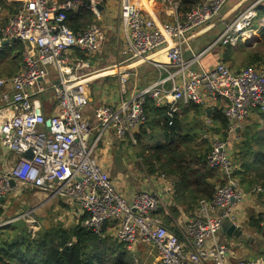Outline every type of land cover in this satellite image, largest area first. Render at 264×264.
<instances>
[{
    "label": "built area",
    "instance_id": "1",
    "mask_svg": "<svg viewBox=\"0 0 264 264\" xmlns=\"http://www.w3.org/2000/svg\"><path fill=\"white\" fill-rule=\"evenodd\" d=\"M230 1L203 0L183 12L173 0L168 19L157 23L133 0H119L117 61L95 67L104 26L96 21L74 31L67 21L83 10L99 20L98 7L106 0H14L17 5L1 32L0 45L20 44L22 63L17 73L0 78V209L12 197L42 191L64 200L78 219L85 217L83 227L99 235L106 228L114 231L117 242L131 252L140 244L153 246L161 264H229L231 248L219 235L226 223L237 225L247 192L236 176L239 165L230 156L228 138L241 139L253 111L264 114V65L234 70L221 61L210 70H195L202 54L188 59L185 50L189 38L216 23ZM260 8L264 0H255L225 26L214 44L247 42L243 36L260 17ZM73 50L83 58L73 57ZM161 53L166 63L154 60ZM144 65L160 75L139 89L131 78ZM102 76L117 79L119 100L91 113L90 87ZM220 100L226 102L227 139H214L207 163L225 185L211 201L200 203L177 235L155 215L160 209L169 214L173 181L165 174L146 175V185L127 199L100 164V151L112 141L137 145L148 123L149 101L173 118L181 115L182 106L199 104L213 110ZM44 102L50 106L47 110ZM205 124L213 127L209 117ZM250 192L264 196L261 186ZM25 216L31 225L38 224L32 215ZM259 220L264 233V205Z\"/></svg>",
    "mask_w": 264,
    "mask_h": 264
},
{
    "label": "trees",
    "instance_id": "2",
    "mask_svg": "<svg viewBox=\"0 0 264 264\" xmlns=\"http://www.w3.org/2000/svg\"><path fill=\"white\" fill-rule=\"evenodd\" d=\"M178 1L181 10L187 12L203 0ZM92 17L91 11L83 10L78 14L69 15L68 25L72 30L78 31L89 26ZM82 21L81 26H84L80 27ZM260 45L264 47V38ZM260 60L262 58L258 54L250 59L252 63ZM189 107L194 108L197 113L193 125H188L189 113L182 118L179 115L170 118L166 116V111L155 108L153 102L149 101L146 108L148 123L138 136L137 143L142 150L139 153L148 174H165L174 183L169 214L164 209H160L155 215L161 219L164 226L177 235H180V231L178 232L174 224L178 221L181 210L194 216L199 208V202L205 199L211 201L217 188L225 185L219 172L208 167L207 159L212 147L204 153H199L200 151H194V146L191 144L211 132V128L207 127L205 122L204 125L197 123L200 114L208 117V112L203 110L201 113L202 110L195 104ZM258 114L264 118V114L259 111ZM209 118L213 122L216 120L213 113ZM220 122L222 128L227 129L226 119ZM255 128H260V126ZM246 130H250L249 133H251L253 127L244 129V134ZM194 137L196 138L193 139ZM246 137L247 142L239 147L238 156L241 155V157L238 159L234 157V161L239 165L236 176L242 187L245 191H251L256 186L264 188V135L260 131L253 138L248 135ZM183 147L185 157L182 162L179 160L173 163L174 168L172 169L168 168L165 163L161 164L163 157H167L169 162L170 160L174 162L177 155L181 158L177 150ZM158 164H161V167H158ZM4 211L5 209H0V217ZM83 219L85 217L81 218ZM81 220L77 225L68 229L55 227L40 231L35 237L28 231L27 226L25 227V223L5 225L0 228L4 229L0 230V264H136L132 253L124 244L115 242L107 233V228L103 234L99 235L83 227ZM259 222L260 220L257 229L261 232ZM113 235L115 236L114 231Z\"/></svg>",
    "mask_w": 264,
    "mask_h": 264
},
{
    "label": "crops",
    "instance_id": "3",
    "mask_svg": "<svg viewBox=\"0 0 264 264\" xmlns=\"http://www.w3.org/2000/svg\"><path fill=\"white\" fill-rule=\"evenodd\" d=\"M13 1L14 0H0V36L8 17L14 12L15 5H17V3H14ZM133 1L135 3L137 2V4L140 5V7L142 8L143 12L149 14L152 18L155 19L157 23H163L168 19L166 13L167 10L169 9L170 2L173 0H133ZM254 1L255 0H231L224 8L221 18L216 23L212 24V26L204 29L198 34H194L189 38L188 46L186 47L185 50V57L190 59L194 54H202L201 58L199 59V63L194 66L195 70H201V69L210 70L221 61L225 62L228 66H230L234 70H240L232 66V63H229L228 58L232 53L231 50H233L234 52H239L241 49L249 48L253 41H248L247 43H243L242 41H239L236 45H229V46L214 44V42L216 38H218L219 35L223 32L225 26L229 24L231 20H233L232 18L233 15L236 13V10L241 5L245 3L251 4ZM118 6H119V0H106L105 6L102 7L103 9L101 11L102 12L101 18L98 20L99 22L100 21L102 22V25L107 31L102 41V48L100 54L98 55L100 57L101 55L103 56V58L101 57L102 59H104L103 63H116L117 61V41H118V35L120 33V26L118 21ZM259 11H260V15L264 14V8H260ZM94 16L95 15H93V17L91 18V21L94 19ZM103 22L104 24L106 22L107 25H104ZM82 23L83 21L80 23V27L84 26V25L81 26ZM260 23H259L260 27L258 29H256L257 27L255 24L254 26H252L250 30V32L253 31H255L256 33L258 32L257 33L258 37L259 36L261 37V34H264V26H262L264 23V17L260 19ZM261 28L263 33L260 34L259 30H261ZM111 35H112L111 39L114 40L112 45H110L105 39V37L108 38ZM210 40H211L210 44L207 45L208 41ZM71 55L73 57L83 58V54L79 50H73L71 52ZM96 58L97 57H95L94 60ZM154 60L158 63L167 62L165 55L162 53L156 55L154 57ZM21 63H22V47L20 44L12 43L11 45L10 44L0 45V77L1 78L10 77L15 73H17L21 67ZM154 71L157 72L156 75L157 76L156 79H157L160 75V72L158 69H154ZM153 80H149L148 82L142 81L139 84H136L135 81H132L131 78V83L137 86L139 89H141L153 83ZM139 81H141V79ZM95 83H99V86L101 85V88H98L97 90L92 88V85H94ZM104 84L107 85L109 88L104 89L103 88ZM90 88H91V103H90L89 112L91 113H94V110L97 109L101 104L108 102H117L119 100L117 79L114 76H108V77L102 76L96 82H93ZM94 98L95 101H97L96 105H93ZM195 105L200 107L199 109L202 110L201 113H203V110L207 111L208 117H210V115L213 113V116L216 119L214 121L216 130L212 129L210 134L213 132H215V134L220 132L226 134L225 132L226 129L222 128L220 124L221 123L220 121L225 120L224 110L226 107V102L224 100L218 101L215 104L216 106L213 110L205 105H199V104H195ZM206 105L212 106V104H210L208 100H206ZM192 107L182 106L181 107L182 111L180 116L184 117L187 115V113H189V115L195 114V116L197 117L196 115L197 113L195 112L196 110ZM201 115L202 114H200L199 116V120L203 122L204 125L206 117H203ZM247 127L248 125L246 126V128ZM243 132H241V135L243 134ZM118 143H122V145H124V142L115 141L113 142L111 148L116 149L117 146L122 147V145H119ZM125 143H128V145L131 148L137 146V145L136 146L131 145L130 142H125ZM230 148L231 147L229 143V152L232 151L230 150ZM230 156L231 157L233 156L231 152H230ZM111 165L112 164L109 162L108 164H106V168L113 176L114 168H112ZM121 173L123 174V176H121V178L118 177L114 180L118 186V191L125 198L129 199L135 194V192H137V190H139V187L133 185L134 178L131 175L128 176L126 170L121 171ZM121 173L118 174L120 175ZM218 174L223 179L222 175L220 173ZM117 175H114L113 177ZM246 192L247 194H246L245 202L238 210L239 218L237 225L243 228L250 237L255 239V245L253 247H249V245H247L244 242H240L238 239H236V237L230 236L228 231L225 229L221 231L219 237L221 242L226 243L228 245L230 243L229 246L232 252L229 257V264H238L240 262L250 263L254 261L255 262L261 261L262 264H264V233L260 232L257 229V225L260 217V211L262 206L264 205V196L251 194L250 190L249 191L246 190ZM64 206L66 207L67 210H70V207L68 205H64ZM191 216L192 214L189 215V213L185 212L184 210H181L179 219L178 221H175L174 224L178 228V232L180 231V229L182 230L184 228L185 223L191 218ZM251 259L253 260L251 261ZM209 264H213V263H209Z\"/></svg>",
    "mask_w": 264,
    "mask_h": 264
},
{
    "label": "rangeland",
    "instance_id": "4",
    "mask_svg": "<svg viewBox=\"0 0 264 264\" xmlns=\"http://www.w3.org/2000/svg\"><path fill=\"white\" fill-rule=\"evenodd\" d=\"M61 1V0H60ZM137 3V2H136ZM252 4V3H251ZM251 4L245 3L241 5L237 10L236 13L233 15V20L240 16L242 13H244L248 7L251 6ZM261 16H258L257 19L254 20L253 26L256 24V29H258L260 19H262ZM98 21L97 18L94 16V19L89 23L92 24L93 22ZM86 23V22H85ZM102 25V22H99ZM104 24V22H103ZM261 24V23H260ZM104 25H107L105 22ZM258 25V26H257ZM264 26V23L263 25ZM260 34L263 33L262 28L259 30ZM107 32V31H106ZM112 35L110 37H105L107 42L112 45L113 44V39H111ZM264 38V34H261V37L259 36L258 39L254 40L252 44L250 45L249 48L246 49H241L239 52H234L233 50L230 57L228 58L229 63H232V66L236 67L237 69H244V68H257L261 69V67L264 65V47L260 45L261 40ZM249 41V40H248ZM247 41V42H248ZM211 40L208 41L207 45L210 44ZM245 42V43H247ZM212 44V43H211ZM242 48V46H241ZM260 55L262 60L252 63L250 59L254 55ZM103 58V56L101 55ZM100 56H97V58L94 60L95 67L99 66L98 64L104 65V64H110V63H103L104 59H102ZM97 60V61H96ZM145 67V68H143ZM152 66L144 65L138 68V71L135 73V75L132 77V81H135L136 84H139L142 81L148 82L149 80H153V82L156 80V75L157 72L154 71V68ZM7 76V75H6ZM139 76V77H138ZM144 76V77H143ZM1 78V77H0ZM141 79V81H139ZM94 86V87H93ZM92 88L97 90L98 88H101V85L99 86V83H95L92 85ZM104 89H108L109 87L104 84L103 86ZM97 101L94 102L93 105H96ZM50 108L48 103L44 102V109L47 110ZM257 112V113H256ZM254 111L250 118L246 121L245 123V128L248 125L247 128L253 127V131L249 133L250 130H246L245 134L243 133L241 135V139L238 140L236 138H228V141L230 143V151L231 154H233L232 158L234 157L238 159L241 157V155L238 156L240 153V148L241 144H245L247 142V137L253 138L255 134H259L260 131L263 132L264 135V118L258 114V111ZM180 116V115H179ZM182 118V116H180ZM195 119V114H191L188 116L187 122L188 125H193ZM197 123L203 125V122H201L199 119H197ZM260 128H255L256 126ZM213 127H211V130H216L215 125L213 122ZM244 128V129H245ZM246 128V129H247ZM149 133V130H147ZM142 133V132H141ZM151 134V133H150ZM262 134V133H261ZM207 139H204L203 137H200L199 139H196L195 142H191V144L194 146V151H200L199 153H204V151H208L210 147H213L214 144V139L220 138L221 140H226L227 136L224 135V133H209L206 135ZM194 137L193 139H195ZM113 142L111 144H105L101 151H100V164L104 169L107 170L106 164L109 162L112 164V168H114L113 171V176L117 175L118 173H121V171L126 170L128 176H133V185L139 187V190L142 189L146 183H147V178L146 175L149 177H155V175H149L148 172L146 171L144 165L142 164V157L139 153V151H142L138 146L136 147H130L128 143L124 142V145L122 143H118L119 145H122V147L117 146L115 148H111ZM201 147V148H200ZM111 148V150H110ZM189 150V149H188ZM148 152V150H146ZM153 151V150H152ZM185 149L180 148L177 150V153L181 155V158L179 155L175 157V161L172 162L173 160L168 161V158L166 159L163 157V160L161 164L165 163L168 168L172 169L174 168L173 163L178 162L179 160L182 162L185 155L183 153ZM191 153V151L189 150ZM189 155L188 153H186ZM211 154V153H210ZM209 154V155H210ZM208 155V156H209ZM148 158V156H147ZM180 158V159H179ZM151 160V159H150ZM179 162V163H181ZM161 164H158V167H161ZM143 165V166H142ZM111 168V169H112ZM120 170V171H119ZM110 174V172H109ZM111 178L114 180L118 177L121 178L123 174L121 173L120 175L118 174L117 176L113 177L110 174ZM125 179V178H124ZM115 181V180H114ZM141 184V185H140ZM118 187V186H117ZM59 197H51L50 194L45 195V192L42 191H34V192H29L27 194H24L21 196V198L17 197H12L9 199V201L6 203V208L2 216L0 217V221H6L2 223V227L5 225H8L10 223L15 224V223H25V227L28 229V231L31 232V235L36 236V234L40 231H45L48 229H54L55 227H60V229H68L71 226L77 225L79 220L78 219L79 215L77 216L76 211L72 210H67L64 205H67V203L62 200ZM205 200H201L199 204ZM64 204V205H63ZM32 215L34 220L37 221L38 224H33L28 222V217L25 215ZM21 225V224H20ZM1 227V228H2ZM4 230V229H0ZM107 233L110 234L109 236L116 242L117 240L115 239V236L113 235V231L107 230ZM107 235V234H105ZM230 245V243H229ZM129 251V250H128ZM131 252V251H129ZM132 253V256L134 257V262L136 264H160L157 252L155 251V248L151 245H146V244H140L137 248ZM255 262V261H254Z\"/></svg>",
    "mask_w": 264,
    "mask_h": 264
},
{
    "label": "water",
    "instance_id": "5",
    "mask_svg": "<svg viewBox=\"0 0 264 264\" xmlns=\"http://www.w3.org/2000/svg\"><path fill=\"white\" fill-rule=\"evenodd\" d=\"M98 9L99 11H102L103 8L99 6ZM8 44V42L4 43V45ZM47 125L49 126L50 123L48 122ZM28 155H30V153H28ZM1 201H3V199H1ZM224 229L228 231L230 236L236 237V239H238L240 242L246 243L247 245H249V247H253L255 245V239L250 237L248 233L238 225L228 222L225 224ZM252 260L253 259H251V261Z\"/></svg>",
    "mask_w": 264,
    "mask_h": 264
},
{
    "label": "bare ground",
    "instance_id": "6",
    "mask_svg": "<svg viewBox=\"0 0 264 264\" xmlns=\"http://www.w3.org/2000/svg\"><path fill=\"white\" fill-rule=\"evenodd\" d=\"M258 33V32H257ZM255 31H253V32H247V33H245V35L243 36V40L245 41V40H249V41H254V40H256V39H258V34H257ZM255 34H257V35H255Z\"/></svg>",
    "mask_w": 264,
    "mask_h": 264
}]
</instances>
